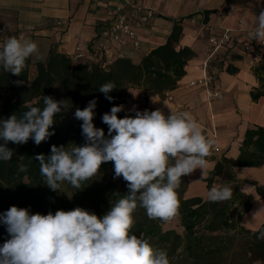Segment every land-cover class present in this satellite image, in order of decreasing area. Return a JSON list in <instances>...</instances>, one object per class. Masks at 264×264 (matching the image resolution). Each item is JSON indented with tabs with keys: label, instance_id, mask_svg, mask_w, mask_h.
I'll list each match as a JSON object with an SVG mask.
<instances>
[{
	"label": "clouds",
	"instance_id": "9594fccd",
	"mask_svg": "<svg viewBox=\"0 0 264 264\" xmlns=\"http://www.w3.org/2000/svg\"><path fill=\"white\" fill-rule=\"evenodd\" d=\"M248 36L264 43V10L256 15L255 27ZM33 55L42 58L36 42L9 36L0 47V67L20 76ZM115 88L108 82L98 90L111 102L114 98L109 93ZM42 99L43 109L31 107L21 118L14 114L0 120V140L4 141L0 144V161L12 159L8 142L26 144L32 139L40 145L55 134L49 129L55 114L66 105L51 96ZM96 106L93 99L74 113L82 121V146L52 145L50 156L40 154L34 159L39 161L45 184L53 191H59L65 182L80 189L98 174L102 164L112 162L114 178H123L128 194L102 218L82 207L43 215L11 206L0 214V223L6 225L10 237L0 246V264H170L165 250L154 248L142 235L132 234L134 212L140 207L149 219L169 222L176 218L181 177L196 169L203 170L204 175L206 158L215 141L189 112L169 108L166 116L160 109L139 111L133 107L134 116L119 118L123 105L113 106L110 113L102 115V122L108 126L106 137L104 130L93 123ZM19 171L27 169L21 166ZM232 196L228 186H213L207 193L211 202L228 201ZM262 212L264 208L254 212L251 222ZM257 239L264 240V230L258 232Z\"/></svg>",
	"mask_w": 264,
	"mask_h": 264
},
{
	"label": "trees",
	"instance_id": "16d2710c",
	"mask_svg": "<svg viewBox=\"0 0 264 264\" xmlns=\"http://www.w3.org/2000/svg\"><path fill=\"white\" fill-rule=\"evenodd\" d=\"M181 30L179 23H173L166 41L152 48L139 62L126 56L115 58L106 67L98 62H73L70 55L51 46L47 58L34 63L33 75L30 72L31 57L20 76L7 73L0 67V120L14 114L21 118L31 107L43 109V96H51L66 105L55 114V122L49 129L55 134L48 140L40 145L32 139L26 144L7 143L6 147L13 150V156L10 161H0V214L12 205L26 208L30 214L43 215L47 214V208L55 214L57 210L82 207L102 218L111 206L128 194L126 182L122 177L119 180L114 178L113 163L107 162L80 189L65 182L72 200L58 196L53 190L43 195L45 178L40 173L39 161L34 158L40 154L50 156L52 145L82 146L85 143L82 121L76 119L74 113L77 108L87 107L93 99L97 101L93 123L103 129L107 137L108 126L102 122V115L110 113L113 106H119L129 88L139 87L144 94L152 91L162 98L165 92L173 90L185 74L187 61L194 55L189 47H177ZM219 62L220 59L212 65ZM254 72L264 73V53ZM259 80L264 81V78ZM108 82L116 86L109 93L114 98L111 102L98 90ZM250 96L257 100L264 93L251 92ZM117 115L125 117L122 112ZM0 144L4 141L0 140ZM261 165H264V126H254L244 131L237 156L221 154L202 179L207 190L217 179L232 188L230 200L211 202L199 195L185 196L190 175L182 176L177 190L179 213L176 217L182 231L163 229L161 226L166 222L149 219L145 209L138 207L134 212L132 234L142 235L154 248L165 250L172 264H264V240L257 239L258 232L264 230V222L253 230L241 224L243 214L254 200L240 190L241 182L236 171L237 167ZM21 166L27 171L20 172ZM255 191L264 199V187L256 185ZM4 230L6 225L0 223V232Z\"/></svg>",
	"mask_w": 264,
	"mask_h": 264
},
{
	"label": "crops",
	"instance_id": "0c3cea01",
	"mask_svg": "<svg viewBox=\"0 0 264 264\" xmlns=\"http://www.w3.org/2000/svg\"><path fill=\"white\" fill-rule=\"evenodd\" d=\"M133 4L152 9L154 15L148 25L137 29V48L129 42L119 48L124 56L139 62L152 48L166 41L175 22L182 28L177 47H189L194 55L184 67L185 74L169 91L170 99L152 91L144 94L139 87L129 88L120 104L124 106L121 112L124 116H134L133 107L139 111L160 109L166 116L170 109L189 112L203 132L214 139L215 151H218L206 158L205 174L221 154L237 156L247 128L264 126V96L257 100L250 96L251 92L264 93V81L259 80L264 78V73L255 74L256 64H250V56L232 45L221 55V62L211 66L215 74L214 87L221 89L223 96L208 99L201 88L188 86L190 80L202 75L206 41L200 33L211 25L215 32L228 28L231 35L250 39L248 33L255 27L256 15L264 10V0H0V47L9 36L36 42L42 58L31 57L33 75L34 63L44 61L51 46L66 55H70L76 45L90 50L98 33L115 17L116 9L122 7L129 11ZM58 20L65 22L66 29L56 26ZM97 60L91 50L81 59L82 62ZM236 171L242 177L264 183V165L237 167ZM198 175H203V170L196 169L189 176L188 196L196 195L190 191V182ZM245 191L253 193L250 188ZM258 206L264 207V201L254 203L249 213ZM262 219L249 225L256 229L264 222Z\"/></svg>",
	"mask_w": 264,
	"mask_h": 264
},
{
	"label": "built area",
	"instance_id": "2783aa9c",
	"mask_svg": "<svg viewBox=\"0 0 264 264\" xmlns=\"http://www.w3.org/2000/svg\"><path fill=\"white\" fill-rule=\"evenodd\" d=\"M153 15L152 9L144 8L141 5L133 4L129 11L118 7L115 11V17L98 33L91 44L90 50L98 59L95 62L106 67L115 58L123 57L124 55L119 48L126 42L137 48L139 45L137 29L148 25ZM238 23L241 21L239 20ZM56 26L61 27L62 30L66 29L65 22L62 20H58ZM200 36L206 41L205 56L201 64L202 75L190 80L188 86L201 88L208 99H220L223 96L221 89L214 87L215 74L211 70V66L213 62L217 63L219 59L221 60L220 55L230 50L232 45L236 46L241 53L250 56L252 66L260 61L262 53H264V43L242 38L240 35L233 36L228 28H222L218 33L214 31L213 26L207 25ZM90 50H84L76 45L70 54V58L73 62L81 61ZM164 97L170 99V92H165ZM213 149L217 150L216 146H213Z\"/></svg>",
	"mask_w": 264,
	"mask_h": 264
},
{
	"label": "rangeland",
	"instance_id": "374dc122",
	"mask_svg": "<svg viewBox=\"0 0 264 264\" xmlns=\"http://www.w3.org/2000/svg\"><path fill=\"white\" fill-rule=\"evenodd\" d=\"M31 72V71H30ZM33 72H35V69H33ZM34 74V73H33ZM211 152H216V154L218 153V151H215L213 148L211 149ZM206 173L207 171L205 172L204 175H198L197 177H193V186H191V182H190V187H191V190L193 193L192 194H196V195H199L201 196L202 198H207V193L209 190H207L205 188V183L204 181L202 180L205 176H206ZM256 176V175H254ZM237 177L239 178L240 182H241V185L239 186L240 190L243 191L244 193H246L247 195H249L250 197L253 198V202L251 203V206H250V209L252 207V205L254 203H258L259 201H264V199H261L259 197V195L256 193L255 191V186H260V187H264V183H261V182H258L257 180L255 179H250V178H245V177H242L241 175H238L237 174ZM252 177V176H251ZM257 177V176H256ZM117 180H119V178H116ZM189 179L188 178V182H189ZM213 186H217V187H222V186H225L224 183L220 180H216L215 183L212 184L211 187ZM249 186V187H248ZM247 188H250V190H252L253 193H247L245 190ZM48 191H52L47 185L46 187L42 190V194H46L48 193ZM55 193H57L58 196L62 197V198H65V199H68V200H72V195L70 194L69 190L67 189L65 183H63L59 189V191H55ZM185 196H188L187 195V192L185 193ZM12 206H16V205H12ZM18 207V205H17ZM10 207L7 208V210L9 209ZM250 209L248 211H246L243 216H242V219H241V224L244 225L246 228L248 229H252V227L254 225H249V221H248V217L249 215L252 213H249ZM238 210H239V207H238ZM236 210V212L238 211ZM49 212L53 213L52 209L51 208H47L46 209V213L48 214ZM245 218H246V221L249 222V223H246L245 221ZM264 220V219H262ZM250 224H254V223H250ZM163 229H167V228H175L176 230H178L179 232L182 231V228L179 226V221L177 218H174L173 220L169 221V222H166L164 223L162 226H161ZM253 230V229H252ZM9 235L7 233V230H4L2 232H0V246L3 245V243L9 239ZM170 264L171 261H170Z\"/></svg>",
	"mask_w": 264,
	"mask_h": 264
},
{
	"label": "bare ground",
	"instance_id": "6f19581e",
	"mask_svg": "<svg viewBox=\"0 0 264 264\" xmlns=\"http://www.w3.org/2000/svg\"><path fill=\"white\" fill-rule=\"evenodd\" d=\"M193 182H194V180L191 179V186H193ZM261 208H264V207L258 206V207H256V208L252 211V213L250 212L251 214H250L249 217H248V221H249L250 223H256L258 220L264 218V212H262L261 214H259V215L256 217V219H255L254 222H251V221L253 220V215H252V214H253L254 212L259 211Z\"/></svg>",
	"mask_w": 264,
	"mask_h": 264
}]
</instances>
